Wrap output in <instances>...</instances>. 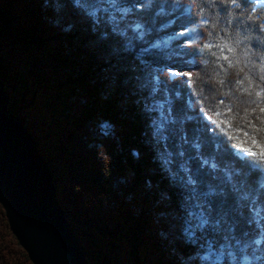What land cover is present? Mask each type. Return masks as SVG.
<instances>
[{
  "label": "rangeland",
  "instance_id": "374dc122",
  "mask_svg": "<svg viewBox=\"0 0 264 264\" xmlns=\"http://www.w3.org/2000/svg\"><path fill=\"white\" fill-rule=\"evenodd\" d=\"M26 3L38 6L37 14L45 15L42 21L29 18L25 3L0 0V65L9 95L7 107L23 119L48 163L56 197L87 261L244 264V256L251 254V249L243 250L246 242L259 239L264 227V216L249 212L248 201L241 202L243 214H234L231 221L237 236L242 231L248 236H240L242 243L231 246L221 243L222 236L231 235L228 225L218 235L209 227L203 235L196 232L190 238L186 230L192 217L188 213L196 197L189 196L183 182H179L180 206L175 203V184L186 178L181 167L195 153L188 144L182 146L185 157L174 155L180 150L176 145L185 132L191 140L194 128L200 129L201 143L208 132L206 126L212 129L215 124L213 115L193 101L185 88L189 85L185 74L201 66L194 48L212 32L196 3ZM137 3L145 4V9L137 12ZM16 9L20 10L18 18L13 14ZM137 22L145 25L142 40L135 38L130 27ZM45 23L47 28L41 30ZM37 30L45 38L43 43L32 36ZM159 42H166V47H153ZM108 100L127 116L116 121L102 116L97 105ZM162 122L166 131L155 135L153 125ZM205 151L203 147L204 156ZM170 158L171 164L167 163ZM209 159L217 165L212 173L216 179L207 178L213 188H229L228 174L233 182L243 181L247 187L249 165L237 161L221 166L216 156ZM261 185L251 194L258 205L264 204ZM206 190V186L201 189ZM0 264H32L9 230L1 205Z\"/></svg>",
  "mask_w": 264,
  "mask_h": 264
},
{
  "label": "trees",
  "instance_id": "16d2710c",
  "mask_svg": "<svg viewBox=\"0 0 264 264\" xmlns=\"http://www.w3.org/2000/svg\"><path fill=\"white\" fill-rule=\"evenodd\" d=\"M19 1L25 3L29 18L36 17L42 21L45 15L37 14L38 6L28 5V0ZM192 1L196 3L198 12L208 18L212 29L207 39L194 48V56L200 60L201 66L192 74V83L185 87L191 99L212 114L216 121L201 144L206 157L216 156V162L221 166L237 161L249 165L250 181L245 191L254 195L264 180V112H261L264 108V8L255 6L251 0H235V3L233 0ZM47 10L56 15L54 9ZM19 13L20 10L16 9L14 17L18 18ZM43 28H47L46 23L40 26L41 30ZM32 36L38 37L41 43L45 40L40 30L33 32ZM2 68L0 65V78L8 95ZM97 107L102 116L113 121L121 115L127 116L114 107L112 100ZM249 151L256 155H248ZM250 161H255V164ZM135 170L139 174L140 169ZM208 171L205 168V172ZM179 182L182 179L173 189L177 207L181 203ZM209 200L214 206L219 203L218 197Z\"/></svg>",
  "mask_w": 264,
  "mask_h": 264
},
{
  "label": "water",
  "instance_id": "95a60500",
  "mask_svg": "<svg viewBox=\"0 0 264 264\" xmlns=\"http://www.w3.org/2000/svg\"><path fill=\"white\" fill-rule=\"evenodd\" d=\"M7 105L0 78V205L9 230L32 264H91L69 227L45 159Z\"/></svg>",
  "mask_w": 264,
  "mask_h": 264
},
{
  "label": "snow or ice",
  "instance_id": "6c2138e0",
  "mask_svg": "<svg viewBox=\"0 0 264 264\" xmlns=\"http://www.w3.org/2000/svg\"><path fill=\"white\" fill-rule=\"evenodd\" d=\"M111 3L115 4V0H110ZM235 3V0H233ZM135 9L137 12L145 9V4L137 3L135 5ZM124 13L128 12V9L122 10ZM163 12V9H161ZM160 13H157L159 15ZM131 30L136 34V39L142 40L145 36V25L141 22H137L135 24L130 25ZM163 44L166 47V42H159L153 47H159ZM144 51H148V49H144ZM173 75H180V73H173ZM188 79L185 81L186 84L192 83V74H185ZM259 96L260 93H257ZM231 111V110H229ZM261 112H264V108H261ZM217 116L220 113H216ZM191 120V117L187 118ZM211 119V118H209ZM216 123V121H212ZM223 124V121H220ZM154 134L160 135L162 131H166V128L163 125V122L160 126L153 125ZM206 130L212 131V129L206 126ZM200 132L199 128L193 129V137L191 140L189 139L187 133L185 132L180 139V143L176 145L178 149H180L174 155H179L180 157H185L186 153L183 150V145H191V148L195 150V155L187 156V160L184 161L183 166L181 167V171L186 174V178L182 180L185 186L189 189V196H195V206L193 210L188 213L192 217L189 221V227L186 232L190 236V238H195L196 232H200L202 235L207 232L209 227H211L214 231L215 235H218L222 230L224 225L229 226V232L231 235L225 234L221 238V243L227 242V246H231L232 242H235L237 245L241 244L240 236L247 237L248 233L242 231L240 236L236 234V226L231 221L234 219V214L242 215L241 209L244 205L241 203L243 201H248V211L254 213L256 216H264V204H257L256 199L251 197V193L245 191V183L241 182H233L231 174H228L227 179L230 185L229 188H213L210 183H207V178L210 177L212 180H215L216 177L212 175L217 170V165L214 162H211L210 159L202 154L203 145L199 142L200 137L197 133ZM247 135V133H245ZM231 138V137H230ZM167 139V137H166ZM248 155L255 156V153L251 151L248 152ZM173 160L170 158L167 163L171 164ZM249 163L255 164V161H250ZM194 165V167H193ZM205 168L209 171L205 172ZM195 172V174H193ZM239 175V172H237ZM207 188L206 191H201L202 187ZM264 188V184L261 185ZM210 197H218L219 203L217 205H213L210 202ZM192 202L191 199L189 201ZM234 202V203H233ZM198 209V211H197ZM213 213L216 214V218L213 219ZM208 239L207 237H205ZM208 243L211 244L212 241L209 239ZM251 249V254L244 256V264H264V227L260 229V238L259 239H251L248 240L245 244L244 251L247 252ZM236 264V262H233Z\"/></svg>",
  "mask_w": 264,
  "mask_h": 264
},
{
  "label": "bare ground",
  "instance_id": "6f19581e",
  "mask_svg": "<svg viewBox=\"0 0 264 264\" xmlns=\"http://www.w3.org/2000/svg\"><path fill=\"white\" fill-rule=\"evenodd\" d=\"M258 3L263 4L264 5V0H256Z\"/></svg>",
  "mask_w": 264,
  "mask_h": 264
}]
</instances>
